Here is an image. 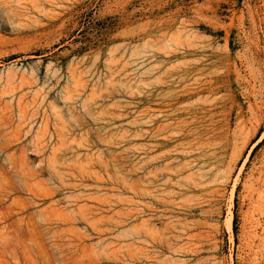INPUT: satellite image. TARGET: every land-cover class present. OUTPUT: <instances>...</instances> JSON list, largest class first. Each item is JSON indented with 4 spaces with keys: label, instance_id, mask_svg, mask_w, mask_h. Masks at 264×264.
I'll use <instances>...</instances> for the list:
<instances>
[{
    "label": "rangeland",
    "instance_id": "1",
    "mask_svg": "<svg viewBox=\"0 0 264 264\" xmlns=\"http://www.w3.org/2000/svg\"><path fill=\"white\" fill-rule=\"evenodd\" d=\"M0 264H264V0H0Z\"/></svg>",
    "mask_w": 264,
    "mask_h": 264
},
{
    "label": "bare ground",
    "instance_id": "2",
    "mask_svg": "<svg viewBox=\"0 0 264 264\" xmlns=\"http://www.w3.org/2000/svg\"><path fill=\"white\" fill-rule=\"evenodd\" d=\"M155 118H156V117H155ZM46 119H47V118H46ZM147 119H148V118H147ZM152 123H153V122H152ZM45 124H46V123H45ZM45 124H44V125H45ZM39 132H40V131H39ZM47 135H48V134H47ZM177 135H178V134H177ZM41 136H42V135H41ZM42 137H43V136H42ZM61 143H62V142H61ZM59 147H60V145H59ZM59 147H58V148H59ZM56 148H57V147H56ZM53 150H54V149H53ZM41 154H42V153H41ZM53 155H54V154H53ZM154 159H155V158H154ZM154 188H155V187H154ZM146 191H147V189H146ZM4 210H5V209H4ZM30 211H31V210H30ZM32 211H33V210H32ZM5 212H6V211H5ZM7 217H8V216H7ZM5 218H6V217H5ZM5 218H4V219H5ZM83 218H84V217H83ZM28 221H29V220H28ZM34 221H35V220H34ZM37 222H38V221H37ZM10 235H11V234H10Z\"/></svg>",
    "mask_w": 264,
    "mask_h": 264
},
{
    "label": "trees",
    "instance_id": "3",
    "mask_svg": "<svg viewBox=\"0 0 264 264\" xmlns=\"http://www.w3.org/2000/svg\"><path fill=\"white\" fill-rule=\"evenodd\" d=\"M256 150V149H255Z\"/></svg>",
    "mask_w": 264,
    "mask_h": 264
}]
</instances>
